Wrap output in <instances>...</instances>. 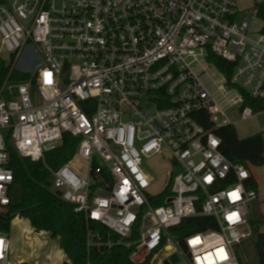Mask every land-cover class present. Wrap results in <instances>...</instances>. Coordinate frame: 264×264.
<instances>
[{"label":"built area","instance_id":"1","mask_svg":"<svg viewBox=\"0 0 264 264\" xmlns=\"http://www.w3.org/2000/svg\"><path fill=\"white\" fill-rule=\"evenodd\" d=\"M252 2L0 0V213L11 205L14 152L42 162L51 190L84 216L87 248L135 247L131 259L154 254L151 264L174 254L187 264H240L234 245L253 236L249 204L259 193L197 119L234 127L226 110L239 105L247 121L258 114L247 99L264 102V0ZM200 58L222 84L204 83ZM65 134L79 143L71 161L53 168L46 156ZM165 151L170 191L151 194L145 163ZM78 159L85 175L72 166ZM197 216L217 228L175 241L171 230ZM10 255L0 234V264Z\"/></svg>","mask_w":264,"mask_h":264},{"label":"trees","instance_id":"2","mask_svg":"<svg viewBox=\"0 0 264 264\" xmlns=\"http://www.w3.org/2000/svg\"><path fill=\"white\" fill-rule=\"evenodd\" d=\"M215 61L221 68L226 65L219 59ZM246 104L254 107L256 113L264 111V102L247 99ZM197 120L206 130L214 132L220 138V151L230 161L244 165L251 173L247 188L259 193L258 200L253 202L257 206V215L250 217L252 238L255 240V254L249 260L247 253L243 251V256L238 253V260L240 264H264V232H262L264 199H262L259 181L254 175L256 169L264 167V135L256 133L241 139L235 127L231 125L214 127L207 114L198 115ZM78 143V139L65 134L62 145L47 154V164L57 168L71 161ZM11 163L14 169V183L10 191L11 205L7 211L0 213V234L8 236L13 221L20 217L27 219L35 232H47L52 240H58L59 247L65 256L64 264H151L154 254L144 260L131 259L135 247L126 248L121 244H115L110 249L87 248L88 238L84 216L75 213L72 205L63 201L59 194L51 190L52 176L45 165L42 162L20 159L14 152ZM169 191L170 188L167 187L165 195L169 194ZM92 228L99 229L104 238L109 233L106 228L95 224ZM216 228L214 218L197 216L185 219L179 227L171 230V234L175 241L183 243L187 236ZM135 238L134 234L131 240ZM111 239L114 243L119 240L113 234Z\"/></svg>","mask_w":264,"mask_h":264},{"label":"rangeland","instance_id":"3","mask_svg":"<svg viewBox=\"0 0 264 264\" xmlns=\"http://www.w3.org/2000/svg\"><path fill=\"white\" fill-rule=\"evenodd\" d=\"M238 3L241 9H249L253 4L252 0H238ZM260 27L261 24L258 22L253 24L252 29L255 31L259 30ZM200 62L201 63L196 66L195 70L200 72L203 68L205 69L206 72L203 81L209 88H215L213 85L214 82L218 85L223 83L222 75L214 66H209L202 61V58H200ZM231 97H235V95L232 94ZM238 109L239 105H236L234 108L226 110V116L234 124L238 137L244 138L252 132L263 133L264 135V111L255 114V116L247 121H241ZM220 122H222V119ZM72 166L85 175L87 167L85 161L80 159L73 160ZM145 167L155 179L150 189L151 194L163 192L168 185V173L171 171L169 152L165 151L161 157L147 160ZM254 175L259 181L261 191L264 192V167L256 169ZM262 199H264V197ZM249 210L250 217L257 215L256 203L249 204ZM262 211L264 213V206H262ZM28 223V220L25 218H18L12 223L11 231L8 235L11 248L9 264H18L20 260H28L30 263L38 261L37 264L43 263L46 257L49 256V253L52 255L53 264H64L65 256L59 247L58 240H52L49 236H43V234H39L38 232L30 234L31 227ZM262 232H264V225L262 227ZM234 247L235 250L239 249L238 253H241V255L243 251H245V253H247V259L249 260L252 259L255 254V240L252 237L244 240L241 247L237 245H234ZM142 258L143 256L137 259ZM161 261L162 264H165L164 255H159L154 264H160ZM177 264H187V262L184 259H180Z\"/></svg>","mask_w":264,"mask_h":264},{"label":"water","instance_id":"4","mask_svg":"<svg viewBox=\"0 0 264 264\" xmlns=\"http://www.w3.org/2000/svg\"><path fill=\"white\" fill-rule=\"evenodd\" d=\"M179 262V257L174 254L169 257L168 260L165 261V264H177Z\"/></svg>","mask_w":264,"mask_h":264},{"label":"crops","instance_id":"5","mask_svg":"<svg viewBox=\"0 0 264 264\" xmlns=\"http://www.w3.org/2000/svg\"><path fill=\"white\" fill-rule=\"evenodd\" d=\"M254 134H256V133H253V132H252V133L248 134L246 137L251 136V135H254ZM246 137H244V138H246ZM241 139H243V138H241ZM261 195H263V197H264V192L261 191ZM263 197H262V198H263ZM18 218H20V217H17L16 219H18ZM16 219H15V220H16ZM21 219H22V218H21ZM15 220H14V221H15ZM14 221H13V222H14ZM28 222H29V221H28ZM28 224L30 225V222H29ZM30 227H31V225H30ZM48 255H49V257L51 258L52 262H54L51 253H49ZM24 261L29 262L28 260H20V261L18 262V264H19L20 262H24Z\"/></svg>","mask_w":264,"mask_h":264}]
</instances>
